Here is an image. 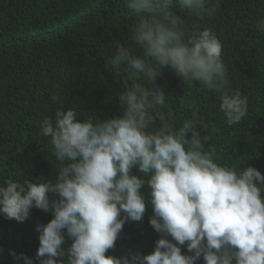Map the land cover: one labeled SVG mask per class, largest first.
<instances>
[{
    "label": "trees",
    "instance_id": "1",
    "mask_svg": "<svg viewBox=\"0 0 264 264\" xmlns=\"http://www.w3.org/2000/svg\"><path fill=\"white\" fill-rule=\"evenodd\" d=\"M0 264H264V0H0Z\"/></svg>",
    "mask_w": 264,
    "mask_h": 264
}]
</instances>
